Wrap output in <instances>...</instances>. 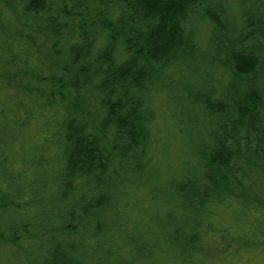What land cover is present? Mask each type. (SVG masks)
Segmentation results:
<instances>
[{"label":"trees","instance_id":"obj_1","mask_svg":"<svg viewBox=\"0 0 264 264\" xmlns=\"http://www.w3.org/2000/svg\"><path fill=\"white\" fill-rule=\"evenodd\" d=\"M6 5L15 18L0 10V264L15 255L20 264H90L79 256L88 237L108 238L118 255L123 235L146 243L141 233L153 226L185 236L180 260L198 263L199 232L235 202L250 231L218 238L264 245V0ZM194 25H206V36ZM31 31L46 42L39 54L32 48L34 60L19 52L24 40L35 43ZM170 88L188 90L184 106L198 112V128L186 119L192 160L165 175L155 101ZM37 121L46 145L25 137ZM142 201L150 218L130 227L127 211ZM218 238L208 241L214 256ZM155 254L149 264L163 263Z\"/></svg>","mask_w":264,"mask_h":264},{"label":"rangeland","instance_id":"obj_2","mask_svg":"<svg viewBox=\"0 0 264 264\" xmlns=\"http://www.w3.org/2000/svg\"><path fill=\"white\" fill-rule=\"evenodd\" d=\"M6 3L12 4L15 7L16 11L19 12L22 7V4L25 3V0H0V10L3 11L2 16L7 22H10L12 19L15 18V14L13 13V10L11 8H7ZM20 24V21H18L16 24V28L20 26L19 29H21ZM194 26L196 28L194 32L197 35L198 39L199 37L206 36L208 30L206 25H204L202 29H197L196 25ZM24 34V37H27L26 30ZM29 34L32 35V39H36L35 43L31 46L32 42L30 43L29 40H24L23 46L21 45L19 47V52L21 56H23V52L27 50L29 52V59L34 60V53L39 54V47L43 46V44H46V42L44 41V38L39 37L36 33L33 34L32 31L29 32ZM32 48L34 53L32 52ZM40 60H43L42 56H40ZM47 65L49 66L50 63L47 62ZM38 71L40 73H47L46 67L39 68ZM170 89L167 91L166 97H164L163 95L159 96L155 101L158 118L154 123V128L155 133L161 137L162 141L160 150L158 152V166L161 165V171L165 175L168 174L170 171L176 170L183 159L192 160L193 152H190V150H188V144L186 141H184V139H186V119H191L186 122L187 124L192 123L195 128H198L197 125L195 126V122H191L196 119L198 112H196V110H188V108L184 106L186 98H188L189 96L188 90L184 88L183 90L181 88L179 90ZM1 90L2 88L0 87V98L1 93H3ZM196 90L199 91V89ZM189 111L192 117L189 116ZM179 118H181L183 122H181L180 120L179 121L181 123H178L179 121L176 122V120H178ZM198 118H201V115ZM40 125L41 123L39 121L34 123L31 128L27 129L25 137L34 139L38 142L43 141V143L46 145L43 133L41 131H37ZM47 139L48 141L53 140L50 133H47ZM52 153L56 154V148H54V152L52 148H48V154L52 155ZM47 167L50 169L53 168L52 165H48ZM142 195H144V192L142 193ZM131 208L132 207L130 205L127 211L128 218H130V227L133 224L139 225V222H144L146 219L148 220L150 218L148 213L145 211V201L138 203L134 207V209L131 210ZM220 210V214L214 216L210 220L212 222L214 221L216 226L212 227L209 232H207L206 230H201L199 232V242L197 243V245L195 244L194 246L202 249V251L199 252V254L197 255V257H200L201 262L196 263L195 261V263L192 264H264V245L245 248L241 246L244 243L240 242L239 239H237L235 242L228 239L229 237H225L223 234H221V236L218 238V235L220 234L221 230H225V232L229 233L230 235L236 236L241 233L249 232L251 228L250 219H246V216L244 217L242 211L240 210L236 202L233 203V205L223 206ZM254 214L255 215L253 218L257 219L259 212H255ZM50 217L51 222L55 224V221H53L54 211L50 213ZM169 223L175 225L178 223V220L177 218H174L173 221ZM154 229L155 231L149 233L148 237L145 236L146 239L144 238V235L140 232L143 237V240L146 241V243H143L141 241V243L131 244L129 243V239L125 235H123L122 241L126 243V245L119 246L121 251L118 255L115 253V248H113V245L111 246L110 243L107 241L108 238L105 239L101 236L88 237V239L91 240V243H88V247L86 248H79V250L82 252V254H80L79 256L86 258L90 262V264H101V262L104 264H132V262L128 259L132 252L134 258L136 259L133 262L134 264H149L151 262L147 261V258L145 257L147 254H150L151 251H154L156 252V254L153 256L155 257L154 259L157 260V258H159V260H163L165 256L164 254H162V251H164L165 253H167V256L172 257V255H177L178 258L174 260L165 257L164 262L160 264H165V261H167V264H184L180 260V255L182 252L181 243L186 242V239H184L185 236L184 238H180L179 236L177 239H175L172 235L170 236V234L174 232L173 230L168 231L153 226L152 230ZM133 231L136 230L133 229ZM165 237L167 238V240H165ZM213 237H215L216 239H220L218 244H221L225 247L219 249V251H222V255L214 256L215 252H212L213 248L211 250V245L208 244V241ZM147 238L150 239L151 243L147 240ZM60 239H62V237H60ZM229 242H231L230 245ZM116 243L119 244V241ZM49 244V249H52L54 247V243L51 242ZM235 245H240L241 247H238V249L233 250V247ZM65 247L66 254L68 255L67 245H65ZM8 249L9 248H7V250ZM204 250L207 251V254H203ZM4 253L5 255H7V252L5 250H0V257ZM34 255L35 251L33 252V256ZM16 261L17 256L15 255L14 258H11L10 261L8 260L7 263L13 264L16 263ZM26 262L30 264L31 261L30 259H28L26 260Z\"/></svg>","mask_w":264,"mask_h":264}]
</instances>
